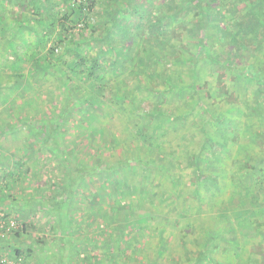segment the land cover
<instances>
[{"label":"trees","instance_id":"trees-1","mask_svg":"<svg viewBox=\"0 0 264 264\" xmlns=\"http://www.w3.org/2000/svg\"><path fill=\"white\" fill-rule=\"evenodd\" d=\"M8 1L12 0H2L4 3ZM27 2L33 15L29 18L30 22H36L37 25L35 34L41 39V50L51 44L48 50L50 57L44 65L37 60L29 77L33 76L37 84L41 82V86H44L48 82L46 73L59 71L62 72V77L71 74L79 78L80 83L68 84L67 79L68 97L55 119L37 122L36 114L34 117L15 115L10 121L2 120L0 140H6L9 135L17 136L23 128L27 129L33 139L24 141L19 138L20 144L16 149L6 148L0 142V152L6 148L11 157H15L13 170L9 169L8 164L5 173L0 171V203L11 196L8 191L4 192L5 189L10 190L21 179L34 181L36 187L34 193L23 196V200L11 198L14 201L12 207L18 209L19 214L22 213L20 217L12 214L18 222V228L7 243L13 238L16 240L32 235L36 230L34 228L38 226L37 213L41 211L45 213V220L56 221L53 225L56 235L50 242V258L42 260L40 264H133L131 261L136 253H132L134 256H129L128 253L136 240L130 233L148 227L146 222L149 212L138 216L139 207L146 211L151 204L153 212H158V215H153V219H150L160 217L158 223L164 222V217L167 219L169 210L178 209L179 204L174 200L166 202L167 192V197L160 192L161 198L152 193L158 197L157 202L161 199L158 204L152 200L147 201V198L154 199L150 189L155 190V184L159 180H162V184L168 182L169 188L173 190L179 189V186H185V190L188 186L192 187L189 190L190 193L194 192V197L202 196V192L213 187L216 190L229 186L228 180L210 173L213 172V167L204 164L207 159L203 157L205 155L202 151L195 154L189 165L193 168L194 182L185 185L186 170L180 163L186 149L182 148L177 153L172 147L166 146V143L174 129L179 134V126L188 121L197 106L201 105L204 112L208 111L202 68L213 67L220 94L225 93V78L218 76L217 72L236 73L238 83L243 84L241 88L247 91L251 87L256 88L254 102L263 108L264 79L260 73L249 68L245 57L264 52V0H108L107 7L103 8L106 18L100 26L104 27L100 36L93 31L88 35V30L92 27L90 23L95 13H99L96 9L100 0ZM2 9L0 5V11L4 10ZM127 17L131 21H126ZM81 24V37L74 43V31ZM0 25L3 29L6 28L1 15ZM22 27L23 22L14 23L11 29ZM24 28L32 31L28 26ZM93 28L95 30L94 25ZM178 28L181 29L178 39L194 42L193 52L188 47H182V44H173V32ZM69 39H72L73 46L65 47L61 54H57L59 46H63L64 41ZM95 45L99 52L95 56H89V48ZM171 48L172 51L168 53ZM70 58L72 63L69 62ZM164 62L189 67L192 80L182 83L178 77H174L177 72H166L162 65ZM1 68L8 70L4 65ZM20 70L21 68L13 66L12 76L3 72H0V76L14 78L17 75L20 79L24 76L20 75ZM252 72L255 76H252ZM172 97H178L185 103L179 115L168 107ZM2 104L1 102L0 106ZM7 105L5 112H11V106ZM231 108L234 119L223 114L226 117L223 120L222 114H212L208 124H226L225 131L229 130L231 124L233 128H238L241 115H246L247 112L243 111V107ZM252 110L257 111L254 108ZM79 111L84 117L88 115L91 123L89 133L94 137L102 133L101 125L106 113L107 119L112 115L125 117L129 130L123 132L121 137L117 135L118 132L115 134L111 142V146L116 148L113 160L104 157L106 151L99 153L95 150L91 153L93 158L90 162L74 160L75 152L65 146L64 136L67 131L66 121H70L71 115ZM262 113L264 114V108ZM119 133L121 135L120 131ZM132 138H136L138 144L142 142L149 147L155 156L150 154L131 158L118 152L117 147L121 143H128ZM223 139L226 140L212 142L208 138V143H205L207 148L204 150H210V154L217 159L215 162L225 159L216 156L218 150L224 151L230 147V138ZM246 139L249 141L247 146L255 150L264 141V128L262 131L252 132ZM245 146V142H242L238 158L249 162L248 170L243 181H233L234 188H240V191L233 198L222 200L223 206L219 212L216 210L215 220L207 233V243L197 261L192 264H264V231L254 233L252 227L256 225V220L262 221L259 228L264 227V167L261 166L264 158L250 164L251 158ZM48 153L53 157L50 160L58 158L64 167L63 190L58 193L63 195L64 191V197L48 198L41 189L38 176L43 174L40 166L46 165L42 161L48 158ZM242 161L237 163L240 165ZM244 167L242 170L247 165ZM93 181L96 183L93 184ZM200 182L202 187L205 184L208 189L202 192L198 190L197 184ZM169 195L171 198L175 197ZM124 199H128L127 202ZM72 202L88 206L90 210L83 212L79 209L74 213L70 209ZM0 209L8 214L7 210ZM153 212L150 211V215ZM200 214L201 212L198 215ZM86 216L91 223L99 220L96 230L86 232V222L81 224L78 221L74 226V220L84 219ZM180 216L183 218L184 212ZM219 235L227 237L224 240L229 245V251L216 260L211 253L215 249L210 251L209 244L211 239L214 240ZM45 245L46 242L41 248L34 244L28 245L26 254L18 246L6 252L2 245L0 250L9 257L22 256L23 264H27V258H31L35 252H45ZM90 246L94 252L89 250ZM165 251L162 243V249L158 253L163 255Z\"/></svg>","mask_w":264,"mask_h":264},{"label":"rangeland","instance_id":"rangeland-1","mask_svg":"<svg viewBox=\"0 0 264 264\" xmlns=\"http://www.w3.org/2000/svg\"><path fill=\"white\" fill-rule=\"evenodd\" d=\"M0 5L4 9H2L3 11H0V15L3 17L6 25V30L0 25V72H3V74L8 76H12L10 75L12 73L11 68L15 66L16 68H21L20 75H24L20 77V79L17 78L16 74L14 78L0 76V103H3L0 106V126L2 120L10 121V119L15 115L34 117L37 114V122L50 118L55 119L57 115L60 114L61 108L64 106L65 99L68 97L69 92L67 79L68 84L75 85L80 83V80L79 78L73 77L71 74L70 76L62 77V72L54 70V72L46 73L48 82L45 83L44 86H41V82L39 83L40 85L37 84L36 79H34L33 76L29 77L30 70L36 65L35 62L37 60L41 61L44 65L46 60L50 57L48 50L51 47V44L47 45V48H42L44 51L41 50V39L35 34V28L37 27L36 22H30L29 19L33 15L31 13L32 9L28 6L27 0H12L6 3L0 0ZM107 5L108 0H100L98 3L96 11H99V13H95L94 19L91 21L92 23L90 24H92V29L90 28L88 30V35L92 31L97 36H100V34L103 33L104 27L101 28L100 26L102 21H104V18H106L103 13V8H106ZM125 20L131 21L128 17L125 18ZM22 22V28H17L15 30L11 29V26L14 23L21 24ZM93 25L95 26V30ZM25 26L32 28V31L24 28ZM82 27V24L81 26H77V29L74 31L75 40H65L63 46H59L60 49L57 54H61L65 47L71 48L73 46L72 41H74V43L78 42V37H81L79 31ZM180 30L181 29L178 28L173 32L175 37L173 44H182V47H188L190 52H193L194 42L192 43L188 39H178V33ZM171 51L172 48L168 53ZM88 52L89 56H95L99 52V49L95 45L90 47ZM245 59L249 68L251 67V69L260 73L261 77L264 79V52H259L253 57L246 56ZM69 62H73L71 58L69 59ZM3 65L7 66L8 70L2 69L1 67ZM162 65H164L163 68H165L166 72L169 74L177 72L174 74V77H178L182 83H188L192 80V72L189 67H180V65L171 64L169 62H164ZM212 68L213 67H210L209 69L202 68V83L205 87V101L209 104L208 111L204 112L201 105L197 106L188 121L179 126V134H177L174 129V131L168 136L166 146L172 147V150H176L177 153H179V150L182 148L186 149L184 157H182V161L180 163L184 170H186V173H184L186 174L184 177L185 185L187 184L188 186V183L190 184L194 182V179H192L194 177L193 168L189 165L195 154L202 151L205 155L203 157L207 159L204 164L211 168L213 167V172L210 173H213L215 176H220L222 180H228L229 186L216 190L213 187L211 190H207L208 186L203 184L202 187V182H200L197 184L198 190H201V192L205 190L207 191H205V193L202 192V196L200 195L199 197H194V192L190 193L189 190V188L192 189V187L188 186L185 190V186L183 188L179 186V189L177 188L176 190H173L169 188L170 186L168 182L162 184V180H159V182L156 181L158 182L154 187L156 191L150 189L151 194L156 193V196L160 198V192H162V195L165 197L168 195V200L166 202L169 203L174 200L177 204H179L177 205L178 209L169 210L170 214L167 219L164 217V222L158 223L160 217L152 220L153 215L157 216L158 212H153V206L151 204L147 206L146 211H144L142 207H139L140 211L137 213L138 216L149 212L147 215L148 221L146 222L148 227L144 228L142 231L130 233L136 240L130 250V253H128L129 256H134L132 254L133 252L136 253V257H134L133 261H131L133 264H140L139 262H143L144 264H192L196 262L199 257V253L203 250L204 245L207 243L206 237L210 230V225L213 220H215L214 214L216 210L219 212L223 206L224 201L222 200H229L233 198V195H236V193L240 191V188H234L235 185L233 181H243V177L245 178V174L248 170L249 162L240 157L238 158V154L241 152L242 142H245L247 146L249 141L246 138H248L252 132L262 131L264 128V114L262 113L264 105H262L263 108L260 105H256L254 102V91L256 88L251 87L248 91L245 88H241V85L243 84L238 83L237 74L234 72H217L218 76L225 78L226 89L223 91L225 93L221 92L224 95L220 94L218 90L219 83ZM252 76H255L253 72ZM170 101L171 103L168 107L173 109V113L179 115V113L183 110L182 107L185 104L184 101L180 100L178 97H172L170 98ZM7 104L11 106V109L9 108L11 112H8V110L5 112L4 108ZM232 106L243 107V111L247 112L246 115L242 113V120L239 123L238 128H233V125L231 124L229 130L225 131L227 127L226 124L221 126H219L217 122L213 126L208 124L212 114H222L221 117L223 120H226V117L234 119V112L232 111V108L230 109ZM86 108L87 107H84V109ZM251 108L257 109V111L252 110ZM259 112H261V114ZM223 114H226L227 116L225 117ZM106 116H108V113H106L103 117V125H101L102 133L96 137L89 133V126L91 125L89 121L90 119L88 115L87 117H84L81 111L75 112L71 115L70 121H66L67 131L64 136V144L66 147L71 148L73 150L72 152H75L74 160L90 162L93 158L91 153L94 150L99 153H104L106 151L104 157H106L107 160H113L112 158L115 155L116 148L111 146V142L117 132V135L121 137L123 132L129 130V125L125 123V117L123 118L121 115H112L109 119H107ZM119 131L121 132V135ZM127 132L129 133V131ZM182 134L184 137H182ZM17 136L9 135L6 140L4 139L5 141L0 140V142L3 143L6 148L14 147L16 149V146L20 144L19 138L24 141L33 139L27 132L26 128H23ZM223 137L230 138V141H228L230 147L224 151L218 150L216 156H221V158L224 157L225 159L222 162H215L217 159L213 154H210V150L209 152L204 150L207 148L205 143H208V138H210L212 142H214V140L216 142H223L226 140L223 139ZM126 140H128V138ZM121 144V146L117 147L118 152L131 158H141L142 156H150V154H153V151L149 149V147H146L142 142H139L138 144L136 138H132V140L129 139L128 143ZM260 145L261 146L255 148V150H253V147L247 146V152L251 158L250 164H255L257 161L259 162L261 161L260 159L264 158V141ZM6 148L4 151L0 152V171L4 173L6 172V165L9 164V169L13 170L15 163V157H11ZM47 157L48 158L45 161H42L43 163L45 162L46 165L40 166L43 174L38 176V180H40L39 183H41V189L48 198L53 196L58 198L59 196L64 197V191L63 195H59L62 192L64 185V167L58 158L50 160L53 157L49 153ZM203 157H201L202 160ZM240 161L242 162L239 165L238 163ZM217 163L219 164L218 166L216 165ZM245 165H247V168L242 170V167L245 168ZM261 166L264 167L263 160L261 161ZM95 183L96 181H93V184ZM34 186V181L29 182L28 180L21 179L19 183L12 185L10 190L5 189V193L8 191V195H11L12 197L10 196L4 198L0 203V207L7 210L8 215L12 216V214H16L20 217L22 212L19 214L18 209L12 207V203L14 201H12L11 198L23 200L24 197L30 196L34 193L33 190L36 188ZM165 192H167V195ZM169 194L174 195L176 199L175 197L171 198ZM152 196L154 199L147 198V201L152 200L157 204L158 202L160 203L161 199L157 202L156 198L158 197H155L153 194ZM127 200L128 199H124V202H127ZM78 202H72L73 204L70 208L72 212L76 213L79 209L83 212L90 210L88 206H79ZM150 211L153 212L151 215ZM183 212L184 216L182 218L180 213ZM200 212L201 214L199 216L198 214ZM43 215L45 216L44 212L39 211L37 213L36 220H38V226L34 228V230H36L33 231L32 235L16 240L14 238L11 239L10 242H6L3 245L4 250L6 252H10V249L12 250V248H17L18 246L23 253L26 254L28 245L34 244L35 246H39V248H41L44 242H46L44 249L45 252H35V255L31 258H27V264H29V262L30 264H40L42 260H48L50 258L49 246L51 247L52 245L50 242L52 241L54 235H56L53 226L56 221L50 220L51 222H49V220H45ZM78 221L81 224L86 222V232L96 230L97 223L99 222V220H93L91 223L86 216L84 219L74 220V226ZM177 221H179V224H177ZM254 223L256 224L255 226H252L254 233H260L258 231L261 230L264 231V227H258L259 224H262L261 220H256ZM154 225H156L158 229H156ZM222 233L223 231L220 232V234ZM224 238L227 237L221 235L220 237L214 240L211 239L210 241V251L215 249L214 251H211V253L213 255L212 257L216 260L229 251V245H227ZM162 243H164L166 251L163 255H160L158 251L162 249ZM88 248L89 250H92L91 246ZM92 252H94V250H92Z\"/></svg>","mask_w":264,"mask_h":264},{"label":"built area","instance_id":"built-area-1","mask_svg":"<svg viewBox=\"0 0 264 264\" xmlns=\"http://www.w3.org/2000/svg\"><path fill=\"white\" fill-rule=\"evenodd\" d=\"M5 192V191H4ZM2 187L0 185V197ZM18 228V222L12 216L0 209V248L13 237ZM0 264H23V257H9L7 253L0 250Z\"/></svg>","mask_w":264,"mask_h":264},{"label":"crops","instance_id":"crops-1","mask_svg":"<svg viewBox=\"0 0 264 264\" xmlns=\"http://www.w3.org/2000/svg\"><path fill=\"white\" fill-rule=\"evenodd\" d=\"M51 1H54V0H51Z\"/></svg>","mask_w":264,"mask_h":264}]
</instances>
